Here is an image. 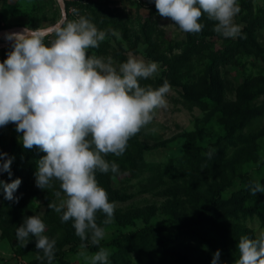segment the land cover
Returning <instances> with one entry per match:
<instances>
[{
	"label": "clouds",
	"instance_id": "obj_1",
	"mask_svg": "<svg viewBox=\"0 0 264 264\" xmlns=\"http://www.w3.org/2000/svg\"><path fill=\"white\" fill-rule=\"evenodd\" d=\"M161 17L170 20L185 33H199L203 14L216 21L214 31L225 38L241 32L235 17L241 11L237 0H154ZM112 35H118L115 32ZM106 32L84 16L55 25L8 33L13 41L7 59L0 63V126L14 123L23 133L26 149L34 146L46 153L37 162L36 186L44 190L59 181L54 195L58 203L48 207L60 213L61 222L72 220L76 235L82 242L90 240L98 246L93 255L82 256L90 264H108L109 249L99 247L105 236L96 223V213L103 212L110 222L114 204L108 193L98 185L95 173H117L118 165L105 157L121 156L131 137L154 119L155 110L166 107L167 81L159 88L141 86L158 71L155 62L129 56L119 68L112 59L89 55L98 48ZM47 39V43L45 42ZM209 157L211 152L208 153ZM0 153V158L6 157ZM9 157L0 165V172L11 177ZM20 179L11 183L0 181L4 198L17 200L14 192ZM250 194L264 192L256 182ZM63 193V196L61 195ZM45 224L39 215L26 217L16 228L20 247L26 246L30 234L36 248L43 253L37 259H54L55 239L44 235ZM87 247L86 243L81 248ZM239 258L235 264H264V232L256 238L241 236L237 245ZM220 252L213 256L218 264Z\"/></svg>",
	"mask_w": 264,
	"mask_h": 264
},
{
	"label": "rangeland",
	"instance_id": "obj_2",
	"mask_svg": "<svg viewBox=\"0 0 264 264\" xmlns=\"http://www.w3.org/2000/svg\"><path fill=\"white\" fill-rule=\"evenodd\" d=\"M65 1V0H64ZM67 7L68 18L66 21L78 19L83 16L79 11L80 5L88 4L91 0H69ZM97 2L107 3L114 11V15L124 20L126 25H134L135 28L129 30L131 34L124 36L120 30H117V37L111 38L109 47L104 46V54H99L97 48L88 49L89 55H96L107 60L112 59L113 66L117 69L120 64L127 61L129 56H135L143 59L145 62H155L158 65V71L152 78L163 77L169 67L167 64L156 59V54H151V48L144 41L136 40V36L141 29L142 23L148 19L153 20L162 29L166 38L181 40L186 37V33L181 31L170 18L161 17L154 11V0H96ZM241 11L235 17V23L247 26L250 20L242 21L244 16L258 17L255 24L257 40L260 50L248 55H239L234 61L226 64L221 69V76L226 86V94L229 100H235L236 90L246 78L264 77V0H246L243 6L241 0H237ZM28 14L31 28H44L55 25L62 17V10L58 0H0V29L6 28V18L10 15ZM21 26V25H16ZM135 33V35H133ZM105 39H109L106 37ZM47 43V39L45 41ZM217 44H221L220 39ZM14 43L6 39V35L0 41V58L7 59L8 53L4 51L8 45ZM194 67L185 68L182 76L187 79L192 75L201 74L203 67V57L201 63L197 62V55H194ZM1 62V60H0ZM180 92L182 88L174 85L166 94V107L155 110L154 119L137 133V139L142 146V155L138 163L137 171L130 169L122 170L112 175V186L118 192L119 197L114 200V215L110 222L103 227L105 236L101 240V247H105L114 237L123 233L143 228L155 223H168L172 217L174 207L178 208L183 204L184 194L187 188L192 184L187 173V163L170 166L185 153L186 143H196L202 149H212L213 145L220 140L226 133L223 117L224 112L220 106H212L209 110H204L198 106L188 105ZM258 104L264 105V94L258 98ZM264 126V114L251 120L249 125L243 130L244 134L257 132ZM23 133L16 131V125L9 123L6 126H0V153H6L7 156L0 158V164L5 159L11 157L10 166L11 175L14 172H31L29 179L25 183V188L17 196V200L9 201L4 198L3 188L0 187V264H33L43 256V253L36 248V238L30 234L28 243L20 247L16 239V228L21 226L26 217L39 215L45 224L44 235L50 239H55L54 257H60L64 264H90L81 255H93L96 251H91L87 245L81 248L85 243L80 240L68 243L65 238V229L72 226L73 221L61 222L60 213L50 209V203H58L54 195L59 191V181H53L51 188L44 190L36 186L35 173L37 169L34 166L46 153L37 147L26 149L22 144ZM238 150H231L227 154L229 160L239 159L235 165L236 174L233 175L232 169L226 171L227 187L223 190V196L229 197L233 193L247 188L250 183L261 182L264 178V135L252 140L250 143ZM243 150V155L241 156ZM237 151V152H236ZM231 161V160H230ZM171 170L173 175L167 173ZM187 172V171H186ZM9 175L8 172H5ZM192 174V172H191ZM214 180L221 182L222 178H212L211 180L200 179L203 186L198 187L201 191L212 190L214 186L216 191L219 185H215ZM4 181L5 180H1ZM198 182V181H196ZM245 190V189H244ZM63 196V193L61 194ZM183 213V212H182ZM244 227L240 228L244 235L253 233L256 238L261 232H264L258 215H248L242 220ZM247 229V233L243 229ZM186 230V228H184ZM168 236H164L167 240ZM193 245L194 256L206 264H212L213 256L217 250L220 252L218 263L235 264L228 256L229 251L235 246L237 241L222 242L220 234L213 230H208L206 240H200L190 236L187 232L180 235V239ZM237 239V238H236ZM179 242V241H178ZM88 243H91L90 240ZM216 243L220 248L217 249ZM170 244H173L170 242ZM111 251V249H109ZM239 256L237 252L236 257ZM47 260L46 258L42 261ZM54 261L52 260L51 264ZM131 264H143L140 257L134 252H130ZM48 263V262H47ZM108 264H111L108 261Z\"/></svg>",
	"mask_w": 264,
	"mask_h": 264
},
{
	"label": "trees",
	"instance_id": "obj_3",
	"mask_svg": "<svg viewBox=\"0 0 264 264\" xmlns=\"http://www.w3.org/2000/svg\"><path fill=\"white\" fill-rule=\"evenodd\" d=\"M65 1L67 7H69L71 1ZM241 1L245 6L246 0ZM153 7L154 11L157 12L155 4ZM79 11L98 30L105 31L106 37L109 38L100 42L97 48L99 54H104V46L108 48L110 39L117 37V35H112V32L117 33L116 31L120 30L124 36H128V34H131L128 33L131 32L129 30L135 28L133 24L128 27L124 20L116 17L107 3L91 0L88 4L82 5L81 3ZM248 20H250V24H247V26L237 24L241 29L238 36L225 38L214 31L217 22L209 19L207 14H203L198 21L203 25L201 32L186 33V37L181 40L166 38L164 29L153 20L148 19L142 23V27L135 37L136 40L147 43L151 48V54H156V59L167 64L169 69L163 77L140 79V85H150L156 89L167 81L170 88L174 85H179L182 88L183 92H180L182 98L190 106H198L204 110H209L212 106H220L221 111L225 114L223 121L226 133L212 146V149H202L196 143H186L185 153L170 164V166L177 168V166L186 162L187 172L185 171V173L190 179H193L192 184L184 194L183 204L179 208L178 206L174 207V211L171 213L172 217L168 223L164 221V223L150 224L123 233L107 242L105 248L111 249L108 258L111 264H131V251H134L140 257L143 264H206L194 256L193 250L195 248L183 241L182 238L180 239V235L187 232L194 238L206 240L208 230H213L220 234L222 242L229 243L236 240L238 245L241 236L254 238L253 233L243 235L242 230L240 231V228L244 227L242 222L244 217L251 214L258 215L264 225V192H258L253 196L249 190L250 186L255 183H250L247 188L245 187L229 197L223 196V190L227 187L225 181L226 171L231 168L233 175H235V165L239 161V159L232 160L236 154L230 161L227 153L235 149L239 151L255 138L264 135V126L254 133L245 135L243 132L251 120L264 114V105L258 104V98L264 94V77L246 78L237 88L235 100H229L221 76V69L226 64L234 61L239 55H248L260 50L256 35V27L258 26H255L258 17L249 15L244 16L242 19V21ZM29 23V15L26 13L10 15L6 18V28L16 25L30 27ZM219 39L221 44L218 45L217 40ZM12 44L4 48V51L9 53L12 50ZM194 55H197L199 59L196 60L200 63L202 61L200 56L203 57V69L201 74L192 75L191 78L186 79L185 76H182V72L185 68L194 67ZM3 59L4 57L0 58L1 63ZM209 152H211L210 157ZM243 153L242 150L241 156ZM141 155L142 146L136 134L129 139L127 148L121 156L108 154L105 159L109 162H115L119 168L118 172L126 169L135 172ZM32 166L37 169V164ZM167 173L170 176L173 175L171 170H168ZM29 174L31 172L22 173L17 171L9 177L5 172H0V181L4 179L6 183H11L15 179H20L21 184L14 192L17 196L23 191L22 188H25ZM114 174L116 173L111 171L108 173L97 171L95 173L98 185L106 190L111 203L119 197L118 192L113 189L111 184L112 175ZM212 178H222L221 182L214 180L215 185H219V190L216 191L215 186L212 190L207 189L205 191L198 188L204 184L203 181H199L200 179L211 180ZM260 185L264 187V178L261 180ZM106 219L107 217L103 212L96 213L98 226L104 227ZM243 231L246 232L247 229L245 228ZM65 232L68 243L81 241L76 235L73 224L68 229L66 228ZM164 236H168L167 240L164 239ZM170 242L173 244H170ZM85 243L91 251L99 250L98 246L92 245L88 241ZM214 244L216 247L218 246L216 243ZM219 248L218 246L217 249ZM231 250L234 251H229L228 256L235 263V260L239 258V256L236 257L238 249L235 246ZM53 261L52 264H64L60 257H54ZM47 262V260L42 261L40 259L33 264H48Z\"/></svg>",
	"mask_w": 264,
	"mask_h": 264
},
{
	"label": "water",
	"instance_id": "obj_4",
	"mask_svg": "<svg viewBox=\"0 0 264 264\" xmlns=\"http://www.w3.org/2000/svg\"><path fill=\"white\" fill-rule=\"evenodd\" d=\"M58 1L60 3L61 10H62V17L58 22L66 21L68 18V11H67L66 6H65V1L64 0H58ZM25 27H28V26L21 25V26H12L9 28L0 29V41L6 33L11 32V31H15V30H19V29H24ZM29 28H31V27H29ZM32 29H34V28H32Z\"/></svg>",
	"mask_w": 264,
	"mask_h": 264
},
{
	"label": "bare ground",
	"instance_id": "obj_5",
	"mask_svg": "<svg viewBox=\"0 0 264 264\" xmlns=\"http://www.w3.org/2000/svg\"><path fill=\"white\" fill-rule=\"evenodd\" d=\"M22 30H23V29H19V30H15V31L8 32V33H18V32H21ZM8 33H6V34H8ZM6 34H5V35H6ZM5 35H4V36H5Z\"/></svg>",
	"mask_w": 264,
	"mask_h": 264
}]
</instances>
